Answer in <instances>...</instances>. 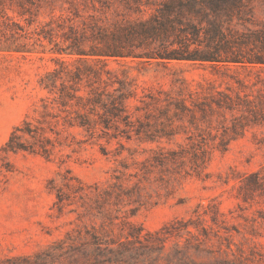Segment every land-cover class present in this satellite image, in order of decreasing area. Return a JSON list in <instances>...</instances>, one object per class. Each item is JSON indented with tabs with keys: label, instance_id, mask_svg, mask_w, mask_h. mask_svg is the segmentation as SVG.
Listing matches in <instances>:
<instances>
[{
	"label": "trees",
	"instance_id": "16d2710c",
	"mask_svg": "<svg viewBox=\"0 0 264 264\" xmlns=\"http://www.w3.org/2000/svg\"><path fill=\"white\" fill-rule=\"evenodd\" d=\"M252 0H0V50L19 53L50 54L56 66L39 79L47 96L41 101L40 118L33 123L25 118L13 128L0 148L4 153L38 154L49 159L56 145L61 146L57 126L79 129L90 138L115 141L126 149L133 173H126L130 165L121 161L122 171L106 185H84L76 178L64 179L55 192L54 206L62 212L65 206L74 213L81 227L59 240L55 256H62L77 264H170L184 263L192 228L208 237L192 219H181L157 232H147L131 220L142 205L144 181L157 173L160 180L170 183L181 176L198 174L207 162L214 146L202 138L190 140L176 149L165 148L178 131L173 119L185 112L194 117L184 100L157 105L160 98L143 101L142 121L128 110L131 99L137 98L132 80L119 78L107 67L108 60L142 59L170 63H219L241 67H259L264 70L262 53L246 54L243 40H256L264 51V25L251 29L246 17L252 12ZM14 8L23 24L5 14V6ZM40 16L48 17L39 21ZM111 17L113 20L101 21ZM44 18V17H43ZM242 27L245 31H240ZM146 50L136 53L135 50ZM79 63L80 66H74ZM101 64L100 68L96 65ZM222 100L214 101L216 109L200 108L203 116L208 112L234 111L237 106L225 93ZM258 106L244 101L253 117H264V93ZM225 99V100H224ZM134 111L142 108L135 106ZM157 111V114H151ZM161 119H164L161 121ZM258 121V118L254 119ZM256 123V122H254ZM161 126L162 128H158ZM235 125L233 136L241 135L244 124ZM126 143L147 148H125ZM227 142V141H226ZM156 147L152 148L151 145ZM219 148L224 150L226 143ZM101 152L108 155L102 147ZM119 153V152H118ZM117 153V154H118ZM149 153L135 160L136 154ZM130 178H135L132 184ZM51 183L54 182L51 180ZM67 191H62V188ZM264 190L259 174L246 175L239 190L247 202L254 190ZM169 236L184 238V246L175 245L165 252L164 240ZM188 236L189 238H186ZM198 251V248L195 247Z\"/></svg>",
	"mask_w": 264,
	"mask_h": 264
},
{
	"label": "rangeland",
	"instance_id": "374dc122",
	"mask_svg": "<svg viewBox=\"0 0 264 264\" xmlns=\"http://www.w3.org/2000/svg\"><path fill=\"white\" fill-rule=\"evenodd\" d=\"M251 5L252 12L246 17L253 23L251 29H259L264 25V0H252ZM4 12L23 24L14 8L6 5ZM112 20L101 18L102 22ZM1 30L0 38L9 40ZM243 43L246 54L264 55L258 41L243 40ZM77 65L80 66L73 63L71 67ZM55 66L48 53L0 50V148L23 119L35 123L40 118L41 100L47 94L39 79ZM100 67L101 64L96 65ZM107 67L119 78L132 80L136 85L137 98L130 100L128 110L142 121L154 122L153 118L146 120L143 116L152 108L143 105V101H150L149 97L160 98L157 105L165 99H182L194 110V117L185 112L179 119H173L178 134L170 143L162 141L161 146L176 149L177 145L200 138L214 146L198 174L181 176L170 183L160 180L157 173L151 174L149 181L143 182L144 200L131 220L151 233L181 219H192L199 229H205L208 237L191 229L195 237H190L184 263L180 264H264V190H254L247 202L242 200L239 190L243 178L253 172L264 182V117H253L244 102L251 101L248 107L258 106L262 99L259 94L264 93V70L134 58L108 60ZM220 92L227 94L237 109L208 112L203 116L200 108L216 109L214 101L223 99ZM134 105L142 109L134 111ZM240 124L245 125L243 130H237L242 134L228 141L234 135V126L238 129ZM56 130L62 144L56 145L49 159L38 154H6L0 150V264H77L59 255L50 258L59 252L57 242L81 227L76 215L68 212L73 206H65L62 212L56 209L55 192L64 179L72 177L87 186H104L123 170L121 161L126 165L132 163L128 151L120 149L115 141L106 143L103 139L90 138L79 129L57 126ZM121 141L125 148L138 151L148 147ZM222 143H226L224 150L219 148ZM102 147L108 155L101 152ZM148 156L149 153L136 154L134 159ZM134 167L130 165L126 173H133ZM130 179L124 182L135 181ZM62 191L67 189L63 187ZM178 244L183 247L184 238L169 236L164 240L165 252ZM160 264L166 262L161 260Z\"/></svg>",
	"mask_w": 264,
	"mask_h": 264
}]
</instances>
